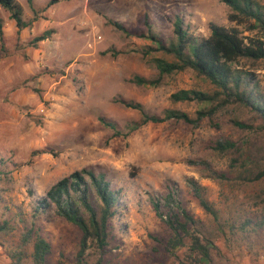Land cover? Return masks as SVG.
Listing matches in <instances>:
<instances>
[{
    "label": "rangeland",
    "instance_id": "rangeland-1",
    "mask_svg": "<svg viewBox=\"0 0 264 264\" xmlns=\"http://www.w3.org/2000/svg\"><path fill=\"white\" fill-rule=\"evenodd\" d=\"M17 1L28 22L19 31L0 6V225L7 222L9 228L0 232V264H13L16 258L19 264H33L31 245L21 244L22 232L31 226L51 243L46 264H75L77 226L34 207L52 184L82 169L104 172L119 191L116 241L103 264H193L187 263L185 247L170 254L164 246L169 229L150 199L169 191L204 222L219 245L221 253L212 264H264V232L243 237L238 228L244 215L264 214V178L226 181L212 178L208 169L227 171L233 156L216 151L217 140L263 143L264 123L235 102L172 100L171 94L181 89L216 90L191 68L164 74L157 85L132 81L135 75L158 77L155 57L174 59L147 35L150 28L161 40L174 37L177 16L199 38L210 34L211 23L236 27L263 42L264 32L231 22L221 0ZM255 1L264 8V0ZM108 19L119 21L128 33ZM46 30L52 31L49 37L36 41ZM237 64L254 74L264 92V59ZM210 108L215 111L195 123L165 118L166 110L194 119L198 110ZM143 115L161 120L140 123ZM233 120L253 124L255 130L242 129ZM188 178L204 186L218 221L193 196ZM96 257L97 249L89 243L85 258L91 262Z\"/></svg>",
    "mask_w": 264,
    "mask_h": 264
},
{
    "label": "trees",
    "instance_id": "trees-1",
    "mask_svg": "<svg viewBox=\"0 0 264 264\" xmlns=\"http://www.w3.org/2000/svg\"><path fill=\"white\" fill-rule=\"evenodd\" d=\"M55 1L51 0L50 4ZM221 1L229 8L228 19L231 22L247 23L249 29L264 32V8L257 1ZM27 2L31 4L33 0H27ZM0 6L9 12V17L14 20L18 31L28 25V22L22 18V7L17 0H0ZM108 22L128 33L119 21L108 19ZM51 32V30H46L35 40H44ZM2 33V19L0 18V39ZM147 36L156 41L157 49L172 55L174 59L155 57L153 62L158 71V77L147 79L135 75L132 81L138 84L157 85L164 74L191 68L205 76L216 87V90L210 94L192 89H181L171 94L172 100L235 102L254 111L264 123V92L260 89L254 74L240 68L237 64L241 60L264 59L262 40L245 36L236 27L229 28L215 23L210 24V34L207 37L199 38L191 35L182 27V20L179 16L174 20V37L161 40L151 32L150 28H148ZM126 105L141 109L138 103L127 102ZM214 111V108L198 110L196 118L193 119L179 110H166L165 118L195 123ZM100 120L112 128L115 127L114 123L104 118ZM160 120L161 118L155 115H143L140 123ZM233 123L242 129H254L253 124L243 121L233 120ZM213 148L218 152L232 153L233 156L227 171L218 172L208 168L212 178L242 182H254L264 178V142L254 143L250 139L243 146L232 140L223 139L217 140ZM187 182L200 206L215 221H218L219 213L206 197L204 186L194 178H188ZM174 194L169 191L160 199L154 197L150 199L155 213L169 229V234L164 240L166 251L174 254L177 249L185 247L187 263L212 264L214 255L221 253L219 245L206 233L208 229L204 222L186 209ZM119 208V191L112 188L106 174L93 169H82L75 170L52 184L37 200L34 211H53L57 216L77 226L80 231V242L75 255V264H103L104 254L116 241L114 218ZM234 227L235 223L229 225L231 229ZM238 228L243 237L258 236L264 232V214L255 218L244 215L239 221ZM8 229L7 222L0 225V232ZM89 243H93L97 249V257L91 262L85 258ZM21 244L23 247L31 245L30 255L33 264H46L52 247L39 228L27 227L21 234ZM19 254L22 253L19 252ZM12 263L19 264V258L13 260Z\"/></svg>",
    "mask_w": 264,
    "mask_h": 264
}]
</instances>
